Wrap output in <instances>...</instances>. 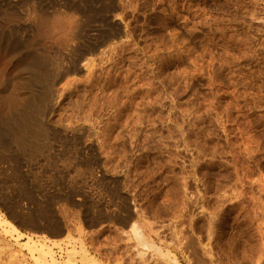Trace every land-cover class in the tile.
Instances as JSON below:
<instances>
[{
    "label": "rangeland",
    "instance_id": "rangeland-1",
    "mask_svg": "<svg viewBox=\"0 0 264 264\" xmlns=\"http://www.w3.org/2000/svg\"><path fill=\"white\" fill-rule=\"evenodd\" d=\"M0 15L54 93L47 160L0 148V264L41 263L34 243L47 264H264V0H0ZM26 68L23 84L0 50V106L39 90L45 70Z\"/></svg>",
    "mask_w": 264,
    "mask_h": 264
},
{
    "label": "bare ground",
    "instance_id": "bare-ground-1",
    "mask_svg": "<svg viewBox=\"0 0 264 264\" xmlns=\"http://www.w3.org/2000/svg\"><path fill=\"white\" fill-rule=\"evenodd\" d=\"M4 13V12H3ZM28 14H26L25 16L26 17H28V18H30L31 20L32 19H34V18H36V15H32L31 14V12L29 13V12H27ZM7 14H9V13H7ZM36 14V13H35ZM43 15H45V14H43ZM43 15H40V17H42ZM1 16V15H0ZM3 16V15H2ZM5 16H7L6 14H5ZM4 16V17H5ZM24 16V17H25ZM3 17V18H4ZM37 17H39L38 15H37ZM47 20H48V18H47V16L45 17ZM26 19V18H25ZM37 20H38V24L39 25H36L37 26V30H35L34 29V31H36V35H37V39L39 40V41H42L43 40V42H44V44H47L48 43V41L45 43V41L46 40H48V28L46 29L45 27H48L47 25L44 27L43 25H45V24H42L44 21H42V20H40V18H36ZM42 19H44V17L42 18ZM46 19H45V22H47L46 21ZM4 20V19H3ZM35 20V19H34ZM7 21V20H6ZM6 21H4V22H6ZM0 22H2L1 21V17H0ZM60 23L62 24V27H59V29H58V35H60L59 36V38L60 37H64V35H68V34H70L69 32H71L70 31V29L71 28H69V27H66L67 29H65V30H67L66 32L68 33V34H65L66 32L64 31V29H63V27H65V26H63L64 25V22H61L60 21ZM60 23L58 24V25H56V26H59L60 25ZM5 24V23H4ZM35 24V23H34ZM48 24V23H47ZM55 26V27H56ZM0 28H1V26H0ZM36 28V27H35ZM2 29V28H1ZM52 29H57V27L56 28H52ZM4 30H5V28H4ZM11 31H12V29H11ZM16 31V30H15ZM72 31H74V30H72ZM1 32V31H0ZM53 32V31H52ZM75 32V31H74ZM3 33H6V32H3ZM2 33V34H3ZM78 33V32H77ZM53 34V33H52ZM51 34V35H52ZM64 34V35H63ZM74 34V33H73ZM3 35H6V34H3ZM56 35V38L58 37V35L57 34H55ZM55 35H54V37H55ZM16 36V35H15ZM14 36V34H13V37H15ZM23 36V35H22ZM29 37H30V35H28ZM2 37V35H0V50H2V51H6V52H8V53H11V59L15 62V65H16V68H17V70H18V73H19V75L16 77V78H18L17 80L19 81V82H23V84L24 83H27V82H24L27 78L24 76V70H25V68L26 67H30L31 66V69L33 68V66L31 65V64H29V63H32L31 62V60H30V62H29V60H27V58L29 57V56H31V50H29L28 48H27V46L26 45H24V43H23V41H21V40H23L22 38H21V42L23 43H20V41H19V39L16 41V43H14V44H10V43H8V42H6V40H5V38L3 39V38H1ZM17 37V36H16ZM19 38V37H18ZM52 38H53V36H52ZM69 39H72V33H71V37H68ZM27 39H28V37H27ZM35 39V38H34ZM33 38H30V40H34ZM69 39H67V40H69ZM54 40H55V38H54ZM57 40L59 41V39H56L55 40V42L57 43ZM26 41V43H27V41L28 40H24V42ZM35 41V40H34ZM38 41V42H39ZM30 42V41H29ZM60 42H61V40H60ZM25 43V44H26ZM33 43V42H32ZM28 44V43H27ZM43 44V45H44ZM58 44V43H57ZM60 45H62V42L61 43H59ZM66 45H69L68 43H66L65 44V46ZM26 46V47H25ZM32 47V46H31ZM31 47H29V48H31ZM33 48V47H32ZM35 49V48H34ZM33 49V50H34ZM40 50V52H41V50L42 49H39ZM45 50V49H44ZM36 52V51H35ZM40 52H38V54L40 53ZM48 52V51H47ZM47 52L45 53L43 50H42V53L44 54L45 53V55L47 54ZM41 53V54H42ZM37 53H35V55H36ZM41 54H39L40 56H39V61L38 60H35V61H37L38 62V65L39 64H41V65H45L46 66V61L48 60V58H47V56L45 57V55H41ZM36 56H38V55H36ZM31 59H32V57H30ZM38 59V57H33V60L34 59ZM32 60V61H33ZM73 60V59H72ZM34 62V61H33ZM72 64H73V62H71ZM35 66H36V62H35V64H34ZM37 65V66H38ZM47 66H48V64H47ZM71 66V65H70ZM40 67V66H39ZM75 67V66H74ZM35 68V70H39L40 71V69H42L43 68V70H45L44 68H46V67H42V68H38L37 69V67H34ZM33 68V69H34ZM58 68V67H57ZM62 68V70H60V71H63V67H61ZM61 68H59V69H61ZM69 68V67H68ZM26 69H28V68H26ZM59 69H57V70H59ZM67 69V68H66ZM66 69H64V70H66ZM73 69V68H72ZM29 70V69H28ZM34 70V71H35ZM46 70H48V68L46 69ZM40 71V72H38L37 73V75H36V78L34 79V81H35V84L38 86V91L35 93V92H30V93H28L27 91L25 92V91H16V93H14L13 95H12V99L10 100L11 102H8V103H6L5 105H3V106H0V148H4V147H7V146H10L11 145V143H15L14 145H16V147H19V148H25L26 150H27V157H28V159H29V161L31 160V159H33V157L36 155L35 154V152H37L38 154H39V156L42 158V159H45L47 156V154H46V152H47V147L48 146H46V144H45V139L47 138V128L45 127V123H44V118H45V113L47 112V107H48V92L50 91L51 92V94L53 93L50 89H48V71ZM69 70V69H68ZM33 71V70H32ZM36 71V72H37ZM59 71V72H60ZM67 71V70H66ZM30 72V71H29ZM36 72H34V73H36ZM58 71L56 72V74L58 75V73H59ZM68 72V71H67ZM70 72V71H69ZM33 73V74H34ZM65 73V72H64ZM32 74V75H33ZM66 74V73H65ZM30 75V74H29ZM33 76H35V75H33ZM33 76H31L32 78H33ZM31 77H30V79H31ZM29 80V79H28ZM33 80V79H32ZM17 82V81H16ZM19 82H17L18 84H19V86L20 85H22V84H20ZM33 84V83H32ZM23 86V85H22ZM52 86H53V84H52ZM31 88V87H30ZM49 88H51V86L49 87ZM33 89V88H32ZM23 90V89H22ZM34 91V90H33ZM18 92V93H17ZM54 94V93H53ZM9 95H11V92H10V94ZM10 97V96H9ZM28 98H29V100L30 101H27L28 100ZM8 99H10V98H8ZM26 100V101H25ZM8 101V100H7ZM29 102V103H28ZM26 103H27V106H25L26 105ZM16 112V114L14 113V112ZM11 112H13V114H15L16 116V118H14V120H13V117H14V115L13 114H11ZM47 114V113H46ZM7 121V122H6ZM9 144V145H8ZM13 145V144H12ZM12 148V147H11ZM18 148V149H19ZM7 149V148H6ZM14 149V148H13ZM16 149V148H15ZM20 150V149H19ZM25 152V151H24ZM17 156V155H16ZM15 156V157H16ZM37 156V155H36ZM46 156V157H45ZM4 157H6L5 156V154L4 153H2L1 152V149H0V162H2V160L4 159ZM17 158V157H16ZM15 158V159H16ZM37 159V158H36ZM8 160V159H7ZM11 160H12V158H11ZM14 160V159H13ZM45 160H47V159H45ZM44 160V161H45ZM4 162H5V160H4ZM34 162H36V161H34ZM41 162H42V160H41ZM18 163V162H17ZM17 163H16V166H17ZM24 163V162H23ZM19 164V163H18ZM36 164V163H35ZM38 164H40V163H38ZM15 165V164H14ZM27 165H28V162H27ZM31 165H33V162L30 164V166ZM37 165V164H36ZM35 165V166H36ZM9 166H11V165H9ZM2 167V166H1ZM29 167V166H28ZM28 167H26V168H28ZM32 167V166H31ZM36 167H42V166H36ZM9 168V167H8ZM7 168V169H8ZM19 168H22V167H19ZM5 169H6V166H5ZM11 169V168H10ZM16 169V168H15ZM2 170V169H1ZM19 170V169H18ZM12 171H13V168H12ZM2 178H4V177H2ZM0 179V188L1 189H3L4 187V185H5V183H6V178L5 179ZM7 181H8V179H7ZM9 181H10V178H9ZM3 187V188H2ZM28 192V191H27ZM26 192V193H27ZM22 193H24V192H22ZM28 195V194H27ZM29 196V195H28ZM26 197V196H25ZM31 200V199H30ZM13 212V211H12ZM21 212V211H20ZM45 212H47V211H45ZM36 213H38V212H36ZM30 214V213H29ZM29 214H28V216H29ZM32 214V213H31ZM14 215V214H13ZM19 215V218H20V215L21 214H17V216ZM24 214H22V216H23ZM41 215V214H40ZM15 216H16V214H15ZM21 216V217H22ZM36 216V215H35ZM43 216V215H42ZM44 216H45V214H44ZM43 216V217H44ZM24 217V216H23ZM27 217V216H26ZM33 217H34V215H33ZM39 217H41V216H39ZM43 217H41V218H43ZM46 217V216H45ZM31 218V217H30ZM36 218H37V216H36ZM48 218V217H47ZM21 219H23V218H21ZM24 219H27V218H24ZM24 219L22 220V222L24 221ZM18 220H20V219H18ZM29 220V218L27 219V221ZM31 220V219H30ZM3 221H5V220H3ZM27 221H25V222H27ZM7 222V224H9L10 226H8V227H10V230H11V232H15L16 234H18L19 235V231H18V229L14 226V225H12V224H10L9 222H8V220L6 221ZM5 222V223H6ZM29 222H31V221H29ZM34 222V221H33ZM48 222V221H47ZM2 223V220L0 219V224ZM47 224V223H46ZM48 225V224H47ZM51 225H53L54 226V224L52 223ZM130 225V224H129ZM50 226V225H49ZM131 226H133V225H131ZM137 226V225H136ZM139 228H140V226H139ZM6 229H8V228H6ZM132 230H133V232H134V234L139 238V236H140V232H139V230H138V228L137 227H135V226H133L132 227ZM140 231H142V230H140ZM22 234V233H21ZM142 234V233H141ZM67 236V232H64L62 235H61V237H59V239H63L64 237H66ZM141 237H142V235H141ZM28 240V239H27ZM30 240H32V239H30ZM139 241H141V239L139 240ZM26 242V241H25ZM25 242H23V243H25ZM142 242V241H141ZM22 243V242H21ZM27 243V242H26ZM28 243H29V241H28ZM34 243V242H33ZM35 244V243H34ZM34 244H30L31 246H29L30 248H31V250H36L37 251V253H38V257H39V260H40V262L41 263H43V264H47L46 263V261H45V255L47 254L48 256H49V247L47 246V244H41L40 243V245H39V247H37L36 245V247L34 246ZM144 243H142V245H143ZM26 245V244H25ZM145 245V244H144ZM27 248H28V246H27ZM32 252V251H31ZM50 252H51V250H50ZM52 254V253H51ZM36 257V256H35ZM34 257V258H35ZM37 257V258H38ZM51 257V256H50ZM37 258H36V260H37ZM67 260V259H66ZM66 260L64 259V261L66 262ZM48 262V261H47ZM52 262V261H51ZM37 263H39V262H37ZM41 263H39V264H41ZM67 263H68V260H67ZM72 263V262H71ZM54 264V263H53Z\"/></svg>",
    "mask_w": 264,
    "mask_h": 264
}]
</instances>
